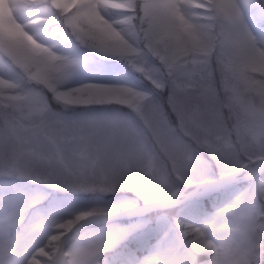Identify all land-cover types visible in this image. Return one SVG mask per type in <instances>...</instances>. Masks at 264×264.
<instances>
[{"label":"snow or ice","instance_id":"1","mask_svg":"<svg viewBox=\"0 0 264 264\" xmlns=\"http://www.w3.org/2000/svg\"><path fill=\"white\" fill-rule=\"evenodd\" d=\"M67 38L125 60L151 88L73 86L82 61L56 50ZM107 105L131 115L72 111ZM239 178L202 224L186 220L192 196ZM0 181V264H109L136 232L123 264H264V0H0ZM42 188L118 198L29 218ZM90 221L105 227L75 238Z\"/></svg>","mask_w":264,"mask_h":264},{"label":"rangeland","instance_id":"2","mask_svg":"<svg viewBox=\"0 0 264 264\" xmlns=\"http://www.w3.org/2000/svg\"><path fill=\"white\" fill-rule=\"evenodd\" d=\"M113 18H118L117 14L112 12L110 13ZM252 14H249V25L252 26ZM59 54L70 55L74 58H77L82 61V66L73 76L71 83L73 86L79 85L84 82H95V83H123L128 86L140 89L148 90L151 88V85L144 76L142 79L136 81L134 77L120 74L117 70L116 64H119V61L115 59L114 61H105L103 57H100L95 52L84 48L78 41L74 38H67L63 43L59 44L57 49ZM120 108L117 105H107V106H91L89 108H75L73 113L79 115L84 112H95V113H104V112H113L115 109ZM121 112L129 113V110L126 108H120ZM210 172L208 175L215 180L219 176V170L217 169L214 162L210 161ZM3 181H0V186H2ZM9 184L16 186L24 190H30L33 186L29 185L25 181L10 179ZM246 186V181L242 178L237 180L225 181L221 184H210L204 189H201L198 194L192 196L188 201L184 210V216L188 222L200 225L204 222V213H211L215 209L213 205L223 206L229 200L233 199L238 192ZM42 191L47 193V199L36 208L29 210V218L34 214L39 212H46L48 209L53 208L57 209L63 217H67L70 214H75L80 211L89 210L90 208L97 206H109L116 202V196L111 194H93L89 199L88 196L80 195L77 193H69L57 190H51L47 188H42ZM189 192L193 191L192 189L188 190ZM131 194H129L130 196ZM214 196L213 199L208 204V207H203V211L196 206L198 205L200 197H210ZM195 204V205H194ZM158 215V212H155ZM152 215L147 213L144 216H114L110 223L116 225L120 228H127L129 225L133 224L136 221L151 219ZM105 224L103 221H90L84 228L75 232V238L85 239L90 236L98 234ZM72 235V234H70ZM158 238V237H157ZM156 238V239H157ZM155 239V240H156ZM153 241V243L155 242ZM70 241L69 243H73ZM120 260V261H119ZM118 264H123L124 260L119 259Z\"/></svg>","mask_w":264,"mask_h":264},{"label":"trees","instance_id":"3","mask_svg":"<svg viewBox=\"0 0 264 264\" xmlns=\"http://www.w3.org/2000/svg\"><path fill=\"white\" fill-rule=\"evenodd\" d=\"M105 61H114L117 58H112V57H103ZM119 61V64H116V68L119 71L120 74L127 75V76H132L136 81L142 79L143 81V75L137 71H135L125 60L117 59ZM74 194V193H73ZM77 194V193H76ZM80 195H86L88 196L87 199L91 198L90 196L93 195V193H78ZM213 195L210 197H200L199 202L197 201L198 206L201 211H203V207L207 208L208 204L210 201L213 199ZM195 205V204H194ZM174 211V210H170ZM156 211L149 212L151 214L152 218L156 216ZM145 233L148 234V237L151 238L152 242L158 237V233L152 231V226H149V228L144 230ZM142 236L141 233H132L126 240H124L122 243H120L116 248L109 250L108 252L105 253L104 259L109 261V264H118L119 259L124 260V253L131 248H135L139 243H141ZM120 261V260H119Z\"/></svg>","mask_w":264,"mask_h":264}]
</instances>
